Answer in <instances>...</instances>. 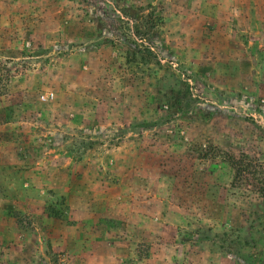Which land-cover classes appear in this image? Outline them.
<instances>
[{"label":"rangeland","instance_id":"1","mask_svg":"<svg viewBox=\"0 0 264 264\" xmlns=\"http://www.w3.org/2000/svg\"><path fill=\"white\" fill-rule=\"evenodd\" d=\"M146 6L163 46L127 63L105 39ZM241 153L264 169V0H0V264H264Z\"/></svg>","mask_w":264,"mask_h":264},{"label":"trees","instance_id":"2","mask_svg":"<svg viewBox=\"0 0 264 264\" xmlns=\"http://www.w3.org/2000/svg\"><path fill=\"white\" fill-rule=\"evenodd\" d=\"M121 28H115L117 40L106 38L105 44L120 48L125 55L127 63L137 62V60L148 63L153 56L157 57L155 49H159L163 44L158 40H162L160 27L162 20L156 16L151 6L146 7H130L127 11L120 14ZM90 20L95 24V28L100 36L113 35L112 31L101 24L100 16L92 12ZM228 166L234 171L236 177H263L264 169L259 165L255 158L249 157L244 153L237 157L231 156L226 160ZM262 174V175H261ZM262 182V201H264V177ZM222 236L229 240L235 241L237 244L250 246L252 238H248L244 234H240L238 230H230V234L223 233ZM230 245L233 242L228 241ZM263 264V263H262Z\"/></svg>","mask_w":264,"mask_h":264},{"label":"built area","instance_id":"3","mask_svg":"<svg viewBox=\"0 0 264 264\" xmlns=\"http://www.w3.org/2000/svg\"><path fill=\"white\" fill-rule=\"evenodd\" d=\"M51 97H53V94L52 93L49 94V95H47V96H42V99L43 100H46V99L51 98Z\"/></svg>","mask_w":264,"mask_h":264}]
</instances>
